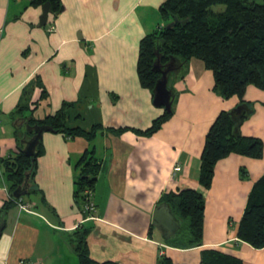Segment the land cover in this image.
Wrapping results in <instances>:
<instances>
[{
    "label": "crops",
    "instance_id": "obj_1",
    "mask_svg": "<svg viewBox=\"0 0 264 264\" xmlns=\"http://www.w3.org/2000/svg\"><path fill=\"white\" fill-rule=\"evenodd\" d=\"M61 1L64 9L39 27L44 4L0 0V264H80L76 247L82 241L100 262L160 264L164 255L201 264L204 250L218 249L264 264V248L238 237L249 194L264 177V154L232 153L216 163L210 187L199 180L207 132L240 98L217 91L203 60L177 58L169 79L173 113L157 132L142 134L165 113L140 82L138 59L142 38L165 23L159 9L166 0ZM243 101L254 110L240 133L264 142V89L250 84ZM65 102L76 103L69 126L89 131L100 123L102 130L91 141L44 132L34 184L19 198L31 210L14 200L7 207L11 183L2 160L18 153L16 133L26 130L28 117L52 115ZM88 149L101 162L95 218H85L75 200L78 163ZM176 166L181 170L174 172ZM185 188L205 200L201 243L187 248L167 242L152 224L164 196Z\"/></svg>",
    "mask_w": 264,
    "mask_h": 264
},
{
    "label": "trees",
    "instance_id": "obj_2",
    "mask_svg": "<svg viewBox=\"0 0 264 264\" xmlns=\"http://www.w3.org/2000/svg\"><path fill=\"white\" fill-rule=\"evenodd\" d=\"M47 1L51 3L52 13L61 11V0H34V3L45 4ZM219 5L224 6L222 11L215 9ZM159 10L164 25L145 35L140 42L138 75L141 84L151 89L154 96L156 83L161 77V74L153 69L157 54L163 64L168 63L172 56L182 62L195 57L203 60L206 67L212 70L215 88L222 96H238L241 103H247L253 109V105L243 101V97L250 84L264 89V0H166ZM75 106L74 102H65L52 115L44 118L30 116L27 118V126H49L52 128L51 132H61L69 137L81 136L91 141L102 130V125L97 123L89 131L79 126H69L70 111ZM25 107L21 105L20 110ZM229 111L220 112L206 135L199 176L201 184L205 187L211 186L215 165L220 159L232 153L253 158H261L264 154V142L260 137L240 133L241 122L249 116L245 115L239 122H235ZM172 113L165 111L142 134L149 136L157 132ZM236 126L239 127L238 135H234ZM35 134L33 129H27L26 134L17 132L18 153L2 160L4 173L11 183L12 200L7 202V207L14 204L13 200H19L14 198L12 193L24 182L27 173L30 172V183L32 186L34 184L37 159L44 153V144L40 140L35 155L29 157L23 153L22 141L24 136L30 139ZM78 167L81 174L76 181L75 200L82 205L84 214L88 215L84 210L90 199L86 191H92L91 198H94L101 162L94 155V151L88 149L82 155ZM162 201H167L172 206L182 224L177 236L167 242L181 241L180 245L185 248L199 245L204 223L203 195L195 189L185 188L178 193L165 195L160 202ZM238 237L255 248H264V177L249 194ZM183 240L185 242H182ZM76 251L80 264H122L117 261L95 260L91 257L85 241L79 242ZM161 259L160 264H180L164 255ZM201 264L253 263L218 249H206L202 252Z\"/></svg>",
    "mask_w": 264,
    "mask_h": 264
},
{
    "label": "water",
    "instance_id": "obj_3",
    "mask_svg": "<svg viewBox=\"0 0 264 264\" xmlns=\"http://www.w3.org/2000/svg\"><path fill=\"white\" fill-rule=\"evenodd\" d=\"M64 9L62 6L61 11ZM52 13L51 3L47 1L43 5V13L40 16L39 27H44L47 25L49 20V14ZM177 58L175 56L170 57L169 62L163 64L161 57L157 54L156 62L153 65V69L161 74L158 79L155 90H154V104L157 107H164L165 111L172 113V106L175 97V90L169 86L170 75L177 72L176 62ZM232 119L235 122H239L243 116H250L253 113L247 103L238 104L236 107L229 111ZM29 126H27L28 128ZM35 130L36 134L30 139H23V153L26 156L33 157L36 153V148L42 139L44 132L50 131L52 128L49 126H34L33 128H28L29 131ZM239 127L234 128V135H238ZM30 172L26 174L24 182L18 186L13 191V196L15 198H21L25 196L30 189L31 183ZM152 224L158 229L161 235L166 241L172 240L177 236L181 229V221L175 215L172 206L167 201H162L158 203L153 210ZM3 231V224H0V236Z\"/></svg>",
    "mask_w": 264,
    "mask_h": 264
},
{
    "label": "built area",
    "instance_id": "obj_4",
    "mask_svg": "<svg viewBox=\"0 0 264 264\" xmlns=\"http://www.w3.org/2000/svg\"><path fill=\"white\" fill-rule=\"evenodd\" d=\"M55 25L52 24L50 27H49V31L52 32L55 30ZM181 170V167L180 166H176L174 168V172H178ZM175 174V173H174ZM87 194H89V200L87 201V204L85 205V208L84 210L86 212H88V215L86 214L85 218H95V212H96V203L93 201V198L92 197V191L90 190H87L86 191ZM13 196V195H12ZM14 197V196H13ZM15 198V197H14ZM17 205L20 207V209L22 210H31V206L30 204L26 203L25 201H20L18 200L17 201ZM20 264H36L35 262H32V261H25V260H22Z\"/></svg>",
    "mask_w": 264,
    "mask_h": 264
},
{
    "label": "rangeland",
    "instance_id": "obj_5",
    "mask_svg": "<svg viewBox=\"0 0 264 264\" xmlns=\"http://www.w3.org/2000/svg\"><path fill=\"white\" fill-rule=\"evenodd\" d=\"M215 9L218 10V11H222V10L224 9V6H223V5H219V6H216ZM23 123H25V125H26V128H25L26 130H24L22 133H25V134H26L27 129H28V128H27V125H28L27 123H28V121L25 120ZM24 139H29V138H27L26 136H24ZM31 188H32V187H31ZM29 190H30V189H29ZM25 196H29V195H25ZM25 196H24V197H25Z\"/></svg>",
    "mask_w": 264,
    "mask_h": 264
}]
</instances>
